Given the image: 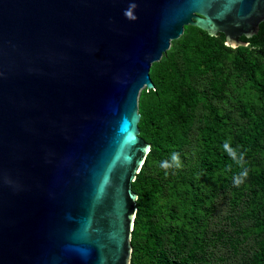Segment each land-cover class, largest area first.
<instances>
[{"label":"water","instance_id":"water-1","mask_svg":"<svg viewBox=\"0 0 264 264\" xmlns=\"http://www.w3.org/2000/svg\"><path fill=\"white\" fill-rule=\"evenodd\" d=\"M264 0H0V264H131L139 97L186 25L247 45Z\"/></svg>","mask_w":264,"mask_h":264},{"label":"trees","instance_id":"trees-1","mask_svg":"<svg viewBox=\"0 0 264 264\" xmlns=\"http://www.w3.org/2000/svg\"><path fill=\"white\" fill-rule=\"evenodd\" d=\"M241 38L186 25L151 66L131 264H264V22Z\"/></svg>","mask_w":264,"mask_h":264},{"label":"clouds","instance_id":"clouds-1","mask_svg":"<svg viewBox=\"0 0 264 264\" xmlns=\"http://www.w3.org/2000/svg\"><path fill=\"white\" fill-rule=\"evenodd\" d=\"M178 159V154H173V160H177ZM242 176H246L247 175V173L246 172H244V173H242L241 174ZM236 183H237V185L241 182V180L240 179H237L236 181H235Z\"/></svg>","mask_w":264,"mask_h":264}]
</instances>
